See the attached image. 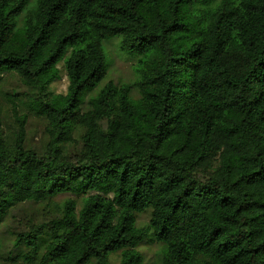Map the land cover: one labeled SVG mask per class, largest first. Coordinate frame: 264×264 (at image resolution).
Masks as SVG:
<instances>
[{
	"label": "trees",
	"instance_id": "1",
	"mask_svg": "<svg viewBox=\"0 0 264 264\" xmlns=\"http://www.w3.org/2000/svg\"><path fill=\"white\" fill-rule=\"evenodd\" d=\"M117 37L139 78L98 90ZM6 74L47 124L26 149L28 116L0 96V225L47 207L16 234L23 264H143L149 236L159 264H264V0H0Z\"/></svg>",
	"mask_w": 264,
	"mask_h": 264
},
{
	"label": "rangeland",
	"instance_id": "2",
	"mask_svg": "<svg viewBox=\"0 0 264 264\" xmlns=\"http://www.w3.org/2000/svg\"><path fill=\"white\" fill-rule=\"evenodd\" d=\"M35 0H31L34 6ZM21 23V19L19 20ZM106 63L108 67L107 77L99 86L100 90L108 82H113L117 86L132 85L138 80L137 74L139 58L127 54L121 50V38L104 40L102 42ZM59 80L50 87V92L55 95L66 94L68 90V78L64 70L63 64L59 65ZM1 98L5 109L13 105H17L20 115L28 116V121L25 129V147L26 149L42 152L48 142L46 132L47 124L45 120L36 113L33 98L34 94L29 88L25 87L23 83L14 74H6L2 77L0 82ZM97 90V91H98ZM94 93V92H93ZM92 93V94H93ZM19 95L17 100H5L7 96ZM133 98L138 97L136 90H133ZM10 101V102H9ZM8 117L5 131L6 133H13L14 118ZM75 142H72L68 147L70 154H76L81 149V140L78 135L74 134ZM67 199H76V197L65 194L56 199V203L61 205ZM79 208L81 206V199H77ZM46 205H39L34 203H25L13 210L7 219L0 225V264H23V260L18 256H23L27 253L25 248H21L18 252L17 243L15 240L16 234L27 228L32 222H40L46 212ZM151 219L150 211L137 216V226L143 228L149 225ZM163 250V245L156 242L151 236L140 246L138 251L144 257L143 264H159ZM120 254L113 256V262L118 264ZM34 264H42L38 259ZM90 264H95L94 262Z\"/></svg>",
	"mask_w": 264,
	"mask_h": 264
}]
</instances>
